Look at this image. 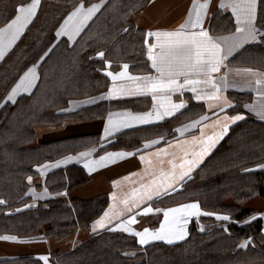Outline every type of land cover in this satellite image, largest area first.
<instances>
[{
	"label": "trees",
	"instance_id": "1",
	"mask_svg": "<svg viewBox=\"0 0 264 264\" xmlns=\"http://www.w3.org/2000/svg\"><path fill=\"white\" fill-rule=\"evenodd\" d=\"M30 0H0V27ZM82 1L40 0L35 16L14 45L0 59V234L39 240H61L78 227L88 228L103 209L106 198H80L73 189L89 176L81 164L57 166L44 174L45 198L29 191L39 175L37 166L53 162L68 153L93 147L98 134L70 135L49 141L38 140L36 127L59 125L70 119H100L110 108L145 109L148 100L100 101L66 110L70 99L102 92L108 83L102 72L105 61H121L133 68L145 66V31L133 22V15L148 0H104L102 7L74 43L57 38L56 29L70 8ZM256 26L264 32V0H258ZM253 52L264 56L259 43ZM103 53V55H99ZM38 64L39 79L33 91L14 101L5 97L20 75ZM239 104V103H238ZM241 109L239 105L231 111ZM200 110V109H197ZM197 110H194L196 113ZM180 118L123 129L98 147L133 149L144 136L172 137ZM165 139V138H164ZM163 139V140H164ZM264 122L246 116L235 123L229 135L181 186L156 202L162 206L195 200L202 209L226 214L228 221L203 215L191 219L188 235L175 243H137L135 237L111 229L88 233L81 242L63 253L52 252L63 264H243L264 260L262 219L245 203L254 195L264 197ZM70 197L69 202L63 191ZM230 199V201H228ZM255 217V219H252ZM155 221L153 224H155ZM247 242L245 247H240ZM0 264H44L33 255L0 259Z\"/></svg>",
	"mask_w": 264,
	"mask_h": 264
},
{
	"label": "crops",
	"instance_id": "2",
	"mask_svg": "<svg viewBox=\"0 0 264 264\" xmlns=\"http://www.w3.org/2000/svg\"><path fill=\"white\" fill-rule=\"evenodd\" d=\"M205 2L206 0H197L198 4ZM207 2L209 6L203 14V23L201 27L207 31L217 43L220 44L222 50L221 56L225 57L219 71L212 73L213 81L220 89L219 99H197V95L210 96L211 93L215 91V89L211 88L210 85L201 83L198 85H185L182 89L175 92L158 91L155 93L156 99L154 100V94L152 92H140L137 90V86L139 85L142 87L145 81L128 79V77L146 76L160 78V74L152 67V61L149 59V49L151 48L152 55H155L158 58L162 49L157 45L156 37L149 36L148 33L157 31L172 32L180 30V25L184 24L189 19L190 10H192V17L194 18L195 16L193 0H148V2L143 7L138 9L132 17L134 24L139 28H143L145 31L144 57L146 65L133 68L129 65V63L121 61L117 66H113L111 61L106 60L104 68L102 69V72L108 79L106 88L102 92L95 95L70 99L65 109L72 111L86 105L96 104L100 101L111 102L113 100H129L133 101V103H141V100L144 99L148 100L147 104H149V106L145 109L137 110L129 106L119 108L110 107L105 111L104 116L100 119H70L63 121L59 125H40L35 129L38 140L40 141H49L70 135L97 133L98 143L93 147L81 149L75 153H68L56 161L44 162L38 165L37 169L39 170V175L34 179L31 177H29L31 179L28 178V181L31 182L32 185L29 191H31L35 197H47L50 193L44 186L35 188V184L43 181L44 174L57 166L66 167L70 164L78 163L83 166L89 176V179L85 183L73 189L71 195H75L80 198H91L97 195H103L106 198L105 206L96 217L91 219L88 228L78 226L71 235L61 240H58L55 237L34 240L31 239V237L18 236L14 232H4L0 234V237H15V239H0V259L15 258L19 255H33L39 259L41 257H47V261L40 259L44 264H63L57 260V256L53 255L52 252L58 250V253H63L85 239L88 233L103 229H115L114 231L133 235L137 243L140 244L138 242V237L133 233L142 232L146 228L152 232L158 230L161 223L164 221V210L178 207L183 204L193 202L198 203L195 200H188L172 205L162 206L158 204L156 200L159 197L178 189L181 186V183L186 178L191 176L193 172L201 166L205 159L212 154V152L229 135L232 126L242 120L240 119L232 122L231 119L226 120L225 117L231 118L240 115L245 118L246 116H253L264 122V119H261L260 116L257 115V112L264 109V56H262V53L260 52L252 51V46H256L259 43H261L262 48H264V32L259 31L256 26L258 0H256L255 20L253 22L258 33L257 39L243 43L242 46L235 48L230 55L228 54L229 45L233 44L234 41L239 38L240 34L236 33L238 25L236 22V15L233 14L231 7H221L220 5L222 3L227 5L230 2L243 4L246 0H207ZM30 3L31 0L20 6H26ZM103 3L104 0H95L90 3L78 1L75 3L57 27V38L63 37L70 44L76 42L81 32L89 24L92 18H94ZM81 4H83L85 9L91 7L92 5H99V8L91 19H89L87 23L82 26L79 33L75 34L71 39L65 34L57 35V32L61 30V26L65 24V20ZM17 14L18 13L16 11L15 15L8 22L2 25L0 29H6L9 22L14 19ZM75 22L76 21L74 20L71 23ZM199 30L200 28L185 29V31ZM22 33L23 32H21L20 35ZM2 35L4 56L18 40L20 35L12 43H9L8 31H5ZM218 37H233L234 39L225 41L217 39ZM152 45L157 46L152 48ZM2 57H0V59ZM124 65L128 66L127 69L124 68ZM30 68L35 70V81L33 86L28 91L19 90L12 101H14L16 97L21 94L31 93L38 83L39 69L37 63L27 67L20 77L23 76ZM109 72H111L113 76H117V74L121 72H126V75L113 80L112 76L108 75ZM20 77L13 84L7 95H9L12 88L20 81ZM176 79L179 84L184 85L185 79L204 81L207 77L204 73L191 72L187 76L180 75L176 77ZM193 87L196 88V92L191 90ZM225 101H227L231 107H224ZM181 102L185 106L176 111L172 116H164L163 119L159 120L155 118L157 110H159L161 114L163 113L164 108L162 105L167 106L169 103L179 104ZM236 103L241 109L231 111L232 107L234 108ZM194 110H197L195 114H193ZM149 113L151 114L149 123L141 124L132 122L130 127H121L118 131L113 132L111 135H104V129L108 121L109 114H114V119H121L125 114L143 115ZM202 117H207V119H201ZM171 118H180V121H178L173 128L175 134L172 137H164L158 134L144 136L140 145L133 149L118 148L98 151V147L101 144H104L114 134L123 129L150 125L164 119ZM194 121H199V123L194 127H188L187 130L183 132L176 131V129H184L185 126L192 125ZM225 123L228 124L227 132L215 143V146L211 148L208 154L200 159V162L187 176L184 177L182 181H173L171 179V175L174 174L175 176H178L180 174L182 171L180 165L185 160L198 159V157L194 154L199 153L205 146L200 141L207 140L208 137L218 135L223 131L222 126ZM151 141H158V143L153 144L150 143ZM162 149L166 151L161 152L160 150ZM88 152H91V154L87 157L80 155L81 153ZM116 152L132 153V155L117 158L115 159V162L105 160L102 163H95L91 166V171L89 168L85 167V163L88 161L99 162L100 157L105 156L107 153ZM141 156L145 158L143 161L140 159ZM69 157H71V159H67ZM60 161L66 162L58 164ZM149 161L151 163H149ZM173 164L176 165L175 168H173ZM187 167L188 165H185L184 170H186ZM262 167L264 168V165H262ZM154 180L157 183L156 185H153V187L161 184L173 183L174 190L169 189L167 193H162L158 197H153L150 201L145 199L142 203H138V207L133 208L131 212L123 211L125 207L123 201L127 200L129 202V206H131L134 199L138 202L139 196L143 193L142 185H150ZM134 193H136L135 197L133 195ZM64 195L66 200L69 202L70 195L66 191L64 192ZM228 201H230V199H228ZM245 204L256 210L257 214L261 217L262 234L264 238V197L254 195L248 199ZM199 207L202 213H212V215L209 216H213L216 220H218L216 218L217 216H226V214L223 213L204 210L200 205ZM145 208H151L152 211L144 214ZM157 209L160 211H157ZM113 210L123 211V214L111 219L110 222L106 220L104 228H97L94 231V222L103 217L105 212L111 213ZM200 216L188 217V223L185 225V231L187 234L184 239L188 235V226L191 219H197ZM132 217L135 218V223L129 225L131 229L130 232L123 231L121 228L117 227V225L126 222ZM155 221L157 222L153 224ZM157 241L167 243L165 240H151L150 242ZM179 241L181 240H173L172 243ZM243 264H264V260L252 261Z\"/></svg>",
	"mask_w": 264,
	"mask_h": 264
},
{
	"label": "snow or ice",
	"instance_id": "3",
	"mask_svg": "<svg viewBox=\"0 0 264 264\" xmlns=\"http://www.w3.org/2000/svg\"><path fill=\"white\" fill-rule=\"evenodd\" d=\"M40 0H31V3L26 6H19L16 8L17 15L14 19H12L7 25L6 29H0V57L3 56V33L8 31L9 33V43L15 41V39L20 35L21 32L24 31L27 24L32 20L35 16L37 7L39 5ZM209 4L206 0L205 3H197V0H193V9L195 11L194 18L191 15L192 10H190L189 19L182 25H180V30L172 31V32H149V36H154L157 39V45L162 49V52L159 58L155 55H152V49H149V59L152 61V67L156 69V71L160 74V78L153 77H128L130 80H143L145 81L144 85L137 86V90L140 92H152L153 99H156L155 93L158 91H168L175 92L182 89L185 85H198L204 83L206 85H210L211 88L215 89L214 92L211 93L210 96L197 95V99H219L220 89L217 84L213 81L212 73L218 72L221 64L223 63V59L225 57L221 56V46L219 43L214 40L207 31H205L201 25L203 23V14L206 12ZM221 7H231L233 14L236 15V22L238 27L236 28V33L240 34L239 38L234 41L233 44L229 45L228 54L240 46L243 43L254 41L257 39L258 33L254 27L255 20V11H256V0H246L243 4L237 3H229L220 5ZM99 5H92L91 7L85 9L83 4L78 6L65 20V24L61 26V30L57 32V35L65 34L68 35L71 39L75 34L79 33L82 26L87 23L89 19L95 14L98 10ZM78 18V19H77ZM75 23H71L73 21ZM244 25V26H240ZM197 29L200 28L199 31H185V29ZM217 39L221 40H230L234 39L233 37H218ZM157 45H152V48ZM99 55H103L100 53ZM159 60V62H158ZM127 65H124V68L127 69ZM191 72L196 73H204L207 77L204 81L200 80H189L185 79L184 85H181L177 82L176 77L180 75L187 76ZM109 76H112L113 80L118 77H123L126 75V72H121L117 74V76H113L111 72L108 73ZM35 81V70L33 68L28 69L27 72L24 73L23 76L20 77V81L16 84L15 87L12 88L9 93L7 99L13 100L19 90L28 91ZM193 92H196V88L193 87L191 89ZM110 91H118V90H110ZM185 105L181 102L179 104H172L162 107L164 108L163 113L159 110L156 112L155 118L157 120L163 119L164 116H172L176 111L183 108ZM224 107H231V105L225 101ZM249 107V106H246ZM257 115L260 116L261 119H264V109L257 112ZM114 114H109L108 121L105 125L104 135H111L113 132L118 131L121 127H130L132 122L135 123H149L151 114H143V115H131L125 114L121 119H114ZM201 119H207V117H202ZM226 120L231 119L232 122L236 120L243 119V116L237 115L235 117H225ZM199 121H194L192 125L185 126L184 129H176L177 132H183L187 130L188 127H194L198 124ZM223 131L214 137H208L207 140L200 141L205 146L199 153L194 154L198 157V159L193 160H185L180 168L182 171L178 176L174 174L171 175V179L173 181H182L185 176H187L192 169L200 162L205 155L211 150L212 147L215 146V143L222 138V136L227 132L228 124L225 123L223 126ZM103 139V137H102ZM150 143H158V141H151ZM147 146V145H146ZM164 152L166 150H160ZM91 154L81 153L80 155L83 157H87ZM132 153L125 152H116V153H107L105 156L100 157L99 162L88 161L85 163V167L89 168L91 171V166L95 163H102L105 160L115 162L117 158H123L125 156H131ZM71 159V157L67 158ZM143 161L145 158L143 156L140 157ZM66 161H60L59 163H63ZM149 163H151L149 161ZM185 165H188L187 169H185ZM46 167V166H45ZM176 165L173 164V168ZM163 175V173H162ZM31 179V178H29ZM156 181L154 180L150 185H142L143 193L139 196V201L136 199L133 200L131 206H129V202L127 200L123 201L124 210L131 212L133 208L138 207V203H142L145 199L152 200L153 197H158L162 193H167L169 189L174 190L173 183L161 184L159 186L153 187L156 185ZM134 197L136 193L133 194ZM123 211L113 210L111 213L105 212L104 216L99 220L95 221L93 224V230L95 231L97 228H104L105 221H111L120 215L123 214ZM151 208H145L144 214L151 212ZM157 211H160L157 209ZM164 221L161 223L158 230L155 232L150 231L149 229H144L142 232L133 233L138 237V242L141 245L149 243L151 240H165L167 243H172L173 240H182L187 234L185 231V225L188 223V217L191 216H200V215H212V213H202L199 207V204L196 202L183 204L178 207L169 208L163 211ZM218 220L228 221L230 218L228 216H217ZM255 219V217H252ZM135 223V218H129L126 222L117 225L118 228H121L123 231L130 232L131 229L129 225ZM115 230V229H113ZM0 239H15V237H0ZM247 242H244L240 245V247H245ZM40 259L47 261V257H41Z\"/></svg>",
	"mask_w": 264,
	"mask_h": 264
},
{
	"label": "rangeland",
	"instance_id": "4",
	"mask_svg": "<svg viewBox=\"0 0 264 264\" xmlns=\"http://www.w3.org/2000/svg\"><path fill=\"white\" fill-rule=\"evenodd\" d=\"M7 97H8V95H6V97H5V100H7V101H12V100H9V99H7ZM65 191H63V193H64ZM264 244H261V246H263Z\"/></svg>",
	"mask_w": 264,
	"mask_h": 264
}]
</instances>
